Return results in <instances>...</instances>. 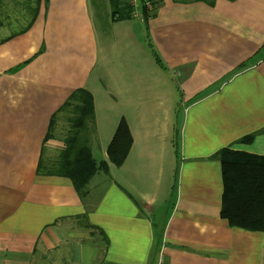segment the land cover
Here are the masks:
<instances>
[{"label":"crops","instance_id":"crops-1","mask_svg":"<svg viewBox=\"0 0 264 264\" xmlns=\"http://www.w3.org/2000/svg\"><path fill=\"white\" fill-rule=\"evenodd\" d=\"M156 2L110 36L87 0L42 2L13 37L0 26V264H264V230L220 218L214 158L264 157V0ZM76 89L92 96L94 159L107 162L121 118L132 139L84 198L36 174L42 148L62 146L44 137Z\"/></svg>","mask_w":264,"mask_h":264},{"label":"trees","instance_id":"trees-1","mask_svg":"<svg viewBox=\"0 0 264 264\" xmlns=\"http://www.w3.org/2000/svg\"><path fill=\"white\" fill-rule=\"evenodd\" d=\"M47 0H0V26L5 25L10 36L25 33L32 26L42 2ZM211 5L213 0H204ZM153 7L156 0H151ZM111 21L128 20L133 9L123 0H110ZM146 23L147 12L140 9ZM8 37V38H9ZM160 65L157 56L152 52ZM65 122L62 146L49 158L43 148L37 163L38 176L68 179L79 197L88 193V184L96 174L108 175V166L120 167L131 147L132 139L124 119H120L105 153L107 162L97 161L90 142L95 137L94 108L91 94L76 89L52 115L44 142L54 138L57 117ZM95 140V139H94ZM220 163L222 194L220 218L229 227L249 232L264 230V157L222 149L215 156ZM85 219V218H84ZM85 223L84 228H88Z\"/></svg>","mask_w":264,"mask_h":264},{"label":"rangeland","instance_id":"rangeland-1","mask_svg":"<svg viewBox=\"0 0 264 264\" xmlns=\"http://www.w3.org/2000/svg\"><path fill=\"white\" fill-rule=\"evenodd\" d=\"M123 1L125 2V0H123ZM107 2H108V0H87V5H88V8L90 9V11L93 15L95 25H97L100 29V34L105 35L104 32H106L110 36L111 31H112V27L110 25V23H111L110 6H109V4H107ZM137 11H138V9H137ZM138 12H140V11H138ZM150 55H151V52L149 51L148 57H150ZM169 78L170 79H168V82L170 83L172 88L175 89V81L173 79V75L170 74ZM103 110H104V113L106 112V116L108 117L109 113L105 109H103ZM177 116H178V112L176 110V113H175L176 119H177ZM99 123L101 125L100 127L103 130V132H104L105 128L107 131L110 130V122H105L102 125L103 122H102L101 116H100V122ZM65 130H66L65 122L61 118V115H59L56 119V122H55L53 134H55L56 136L57 135L62 136V135H64ZM94 139H95V137L88 143L89 144L93 143ZM44 152H45V156H48L49 158H51L55 154L54 152H49L47 150H45ZM96 159H99L97 156V153H96ZM83 198H84V196H83Z\"/></svg>","mask_w":264,"mask_h":264},{"label":"built area","instance_id":"built-area-1","mask_svg":"<svg viewBox=\"0 0 264 264\" xmlns=\"http://www.w3.org/2000/svg\"><path fill=\"white\" fill-rule=\"evenodd\" d=\"M125 2L134 9V14L136 12L137 7H139L140 9L143 8L147 13L151 12L153 9L151 0H125ZM156 264H165L162 253L158 255Z\"/></svg>","mask_w":264,"mask_h":264}]
</instances>
